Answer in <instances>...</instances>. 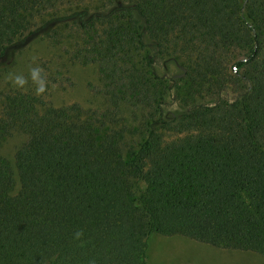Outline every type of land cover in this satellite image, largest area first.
I'll use <instances>...</instances> for the list:
<instances>
[{"label":"trees","instance_id":"16d2710c","mask_svg":"<svg viewBox=\"0 0 264 264\" xmlns=\"http://www.w3.org/2000/svg\"><path fill=\"white\" fill-rule=\"evenodd\" d=\"M38 29L105 105L4 94L0 264H149L153 233L264 257V0H0V58Z\"/></svg>","mask_w":264,"mask_h":264},{"label":"rangeland","instance_id":"374dc122","mask_svg":"<svg viewBox=\"0 0 264 264\" xmlns=\"http://www.w3.org/2000/svg\"><path fill=\"white\" fill-rule=\"evenodd\" d=\"M38 29L32 35L19 40L8 48L0 58V112L3 107L6 92L23 91L35 97L49 101L53 106H62L78 102L85 108H102L105 98L99 91L102 79L97 63L80 62L70 58L69 40L52 43ZM33 57L44 68L49 82L45 93L35 95V86L29 82L25 89H16L5 77L9 72L28 74L33 65ZM174 55L164 57L155 63L158 73L168 77L175 70ZM165 111H175L178 104L174 95L167 98ZM124 114L130 110L122 108ZM26 134L22 130H14L0 144V153L6 157L15 168L14 154ZM149 264H264V257L252 251H242L215 247L181 235H162L153 233L148 244Z\"/></svg>","mask_w":264,"mask_h":264},{"label":"clouds","instance_id":"9594fccd","mask_svg":"<svg viewBox=\"0 0 264 264\" xmlns=\"http://www.w3.org/2000/svg\"><path fill=\"white\" fill-rule=\"evenodd\" d=\"M35 60L33 57V65L29 67L27 76L19 72H9L5 79L16 89H25L31 82L35 86V95L39 96L47 91L49 82L44 68L35 63ZM82 235V231L78 230L73 234V239L79 240Z\"/></svg>","mask_w":264,"mask_h":264}]
</instances>
